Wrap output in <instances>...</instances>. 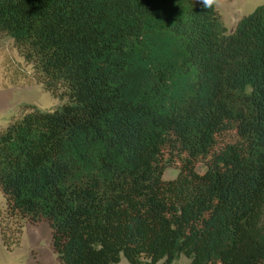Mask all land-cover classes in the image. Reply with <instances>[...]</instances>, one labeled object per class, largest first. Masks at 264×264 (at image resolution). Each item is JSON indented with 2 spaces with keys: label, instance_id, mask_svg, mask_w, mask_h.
<instances>
[{
  "label": "trees",
  "instance_id": "16d2710c",
  "mask_svg": "<svg viewBox=\"0 0 264 264\" xmlns=\"http://www.w3.org/2000/svg\"><path fill=\"white\" fill-rule=\"evenodd\" d=\"M0 31L66 97L0 127L7 246L46 220L62 264H264V2L228 32L199 0H0Z\"/></svg>",
  "mask_w": 264,
  "mask_h": 264
},
{
  "label": "rangeland",
  "instance_id": "374dc122",
  "mask_svg": "<svg viewBox=\"0 0 264 264\" xmlns=\"http://www.w3.org/2000/svg\"><path fill=\"white\" fill-rule=\"evenodd\" d=\"M262 2L264 0H213L219 17L228 32L234 30L237 20L242 15L250 12ZM65 100L66 97L55 96L43 87L36 78L33 64L24 59L14 45L13 38L0 31V127L4 126L14 116L19 115L24 103L35 104L43 110H53ZM234 137L233 129L224 130L217 135L216 146ZM168 155V151L165 150L163 157L168 158ZM172 157H174L172 161L164 167L162 174L164 178L175 177L179 170V157ZM195 167L197 170L203 171L205 159L196 161ZM4 204L5 196L0 190V219L11 221L9 216H5ZM13 246H7L2 241L0 234V264H61L53 250L51 228L46 220H40L36 232L26 231L19 247L12 249ZM188 262L189 258L181 254L172 261V264H188ZM113 264L131 263L121 254L120 259Z\"/></svg>",
  "mask_w": 264,
  "mask_h": 264
},
{
  "label": "crops",
  "instance_id": "0c3cea01",
  "mask_svg": "<svg viewBox=\"0 0 264 264\" xmlns=\"http://www.w3.org/2000/svg\"><path fill=\"white\" fill-rule=\"evenodd\" d=\"M39 224H40V221H38V222H29V221L25 222L24 225H23V228H22V233H21V236H20V241H19L18 244L14 245L12 247V249H15V248L19 247V245H21L22 237H23V235L25 234L26 231H28V232H31V231L36 232L37 229H38V227H39ZM0 234H1V232H0ZM1 238H2V236H1ZM59 262H60V260H59Z\"/></svg>",
  "mask_w": 264,
  "mask_h": 264
},
{
  "label": "clouds",
  "instance_id": "9594fccd",
  "mask_svg": "<svg viewBox=\"0 0 264 264\" xmlns=\"http://www.w3.org/2000/svg\"><path fill=\"white\" fill-rule=\"evenodd\" d=\"M200 3H202L205 7H209L212 5L213 0H199Z\"/></svg>",
  "mask_w": 264,
  "mask_h": 264
}]
</instances>
